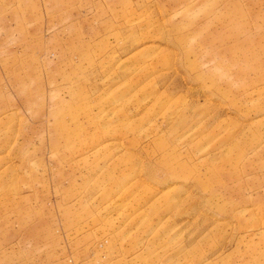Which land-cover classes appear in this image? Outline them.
<instances>
[{
	"label": "rangeland",
	"instance_id": "obj_1",
	"mask_svg": "<svg viewBox=\"0 0 264 264\" xmlns=\"http://www.w3.org/2000/svg\"><path fill=\"white\" fill-rule=\"evenodd\" d=\"M0 264H264V0H0Z\"/></svg>",
	"mask_w": 264,
	"mask_h": 264
}]
</instances>
